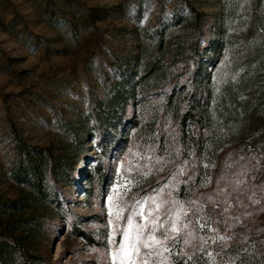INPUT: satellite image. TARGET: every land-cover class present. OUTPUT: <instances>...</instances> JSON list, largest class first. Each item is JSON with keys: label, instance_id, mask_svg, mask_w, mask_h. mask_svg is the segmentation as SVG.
<instances>
[{"label": "rangeland", "instance_id": "obj_1", "mask_svg": "<svg viewBox=\"0 0 264 264\" xmlns=\"http://www.w3.org/2000/svg\"><path fill=\"white\" fill-rule=\"evenodd\" d=\"M21 141L65 153L49 200L14 177ZM262 234L264 0H0V264Z\"/></svg>", "mask_w": 264, "mask_h": 264}, {"label": "trees", "instance_id": "obj_2", "mask_svg": "<svg viewBox=\"0 0 264 264\" xmlns=\"http://www.w3.org/2000/svg\"><path fill=\"white\" fill-rule=\"evenodd\" d=\"M144 67L146 73L141 76L139 81L142 88L150 80L159 81L165 75L155 62L148 61ZM234 91L229 93V100L235 104L237 97ZM219 105L220 100L217 105L218 118L225 120L226 117L221 113ZM73 136L75 142L78 141V135L74 134ZM200 146H203L202 143ZM214 153L216 154L215 151ZM20 157V165L13 171L14 177L18 181L27 182L39 197L49 200L50 196L45 187L51 189V181L57 179L59 173L64 169L65 153L57 154L50 147L26 146V143L21 141ZM13 205H15L14 202ZM1 238L0 235V241H2ZM227 239L224 243L212 244L190 255L177 253L176 250H173L168 264H264V234L255 235L250 239L237 235L227 237ZM2 242L6 246L12 245L10 241Z\"/></svg>", "mask_w": 264, "mask_h": 264}, {"label": "snow or ice", "instance_id": "obj_3", "mask_svg": "<svg viewBox=\"0 0 264 264\" xmlns=\"http://www.w3.org/2000/svg\"><path fill=\"white\" fill-rule=\"evenodd\" d=\"M221 239H223V238H221Z\"/></svg>", "mask_w": 264, "mask_h": 264}]
</instances>
